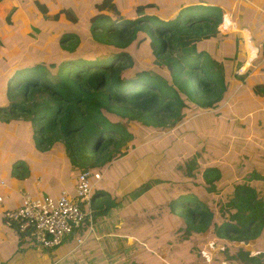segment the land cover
<instances>
[{
    "label": "trees",
    "instance_id": "obj_1",
    "mask_svg": "<svg viewBox=\"0 0 264 264\" xmlns=\"http://www.w3.org/2000/svg\"><path fill=\"white\" fill-rule=\"evenodd\" d=\"M32 2L43 11L38 1ZM151 6V3L137 5L135 15L139 16L128 21L120 17L122 13L115 0L93 3L99 13L94 16L102 18L96 17L89 24L91 40L111 48L120 45L125 49L122 52L100 47L83 33L65 28L59 31L57 40V48L65 51L60 58L46 63L44 56L35 61L23 56L22 62L7 69L0 79V125L3 127L0 147L7 143L18 151L19 147L26 151L28 166L19 158L12 163L11 169L20 178L23 171L30 170V164L44 168L47 162L55 161L69 178L78 167L82 169L76 176L81 170L101 171L115 160H119L116 167L122 177L131 178L152 157L161 158L160 163L168 160L165 152L145 153L150 147L145 141L155 135L150 129L181 125L191 119L196 108L216 114L225 107L222 105L237 84L232 80L243 78L236 70L245 57L235 33L229 42L235 45L234 50L225 49L219 58L210 51L212 38L209 36L233 30L226 9L221 5H187L174 13L173 18L164 20L165 14L159 19L146 13L145 8ZM263 11L264 0H237L234 7L235 21L240 23L236 18L240 14L255 42L264 38V26L257 21ZM139 35L149 46L154 68L140 66L127 52L126 47ZM218 41L227 42L224 38ZM26 50L27 54L34 53L33 47L22 45L21 51ZM249 80L245 82L250 84ZM126 121L139 122L147 134L141 138L131 133L124 124ZM8 130L16 132V136L13 138ZM128 146L132 151L127 155ZM182 164L184 176H191V171L200 166L197 155L184 160L178 158L179 169ZM172 173L171 178L157 180L184 181L177 178L176 169ZM248 180L251 182H237L230 174L223 173L218 164H206L194 190L172 195L163 188L156 200L160 205L158 212L164 213L163 209L167 208L165 217L172 225L177 224L174 233L181 231L197 241L207 237L249 241L255 247L256 240L261 238L259 234L264 232V189L258 186L259 180L263 185L264 176L253 170ZM215 192L220 193L219 197L213 196ZM222 192L230 195L222 196ZM91 200L92 221L121 202V198L103 189H95ZM136 204L141 206L138 201ZM134 205L128 211L140 221ZM146 220L143 224L151 225L152 230L157 228L154 219ZM138 238L144 236L138 234ZM144 239L151 248L157 247L150 236ZM168 240L162 238L160 242ZM226 259L263 264L264 247L251 256L248 246H239Z\"/></svg>",
    "mask_w": 264,
    "mask_h": 264
},
{
    "label": "rangeland",
    "instance_id": "obj_2",
    "mask_svg": "<svg viewBox=\"0 0 264 264\" xmlns=\"http://www.w3.org/2000/svg\"><path fill=\"white\" fill-rule=\"evenodd\" d=\"M32 1H38L43 11L41 12ZM95 1L97 0H0V79L6 75L9 67L11 68L12 65L22 62L23 56H28V59L32 61L44 56L47 59L46 63H50L60 58V55L65 54V51L57 48V40L61 29L67 28L81 32L94 43L90 38L89 24L96 19L97 16L94 15L99 14L93 7ZM196 1L198 0H115L122 13L120 17H126L128 21L139 16L135 15V9L139 4L151 3V7L145 8V11H148L146 13L159 19H163L165 16L164 20H167L173 18L174 13H177L184 6L182 5L184 3H188L187 5H202ZM203 1L207 2L206 0ZM236 1L229 0V3L225 5L216 4L223 6L228 12L227 15L233 22V30L222 35L209 36L212 38L210 51L214 57L219 58V56L224 55L225 49L234 50L235 45L233 46L229 42L232 40L233 33H235L241 42V49L245 55L244 60L241 62L243 71L238 74L243 75L245 79H250L251 83L247 84L245 80H242L240 85V88H242L241 96L237 95L236 98L232 97L230 99L229 97V99H226L222 105L226 107L216 114H209L208 111L203 112L196 108L192 110L191 119L184 121L181 125L163 129H150L155 135L145 141V145H150L145 153L152 150H155V153L157 151L165 152L168 160L165 159L164 162L160 163L161 158L152 157V160L147 161L139 171L141 173L149 171L150 176L164 179L171 178L172 171L176 169L177 178L184 181L169 183L159 180L160 182H156L147 191L149 193L147 196H140V194L137 197L141 206L137 204L134 206L135 210H142L141 213H137L141 220L139 221L134 216L131 220L129 219L130 222L124 228V231L127 232L125 234L129 236V244L119 246L118 253L121 254L120 256L111 255L109 257L112 264H242L238 259L228 261L226 257L236 252L239 246H248L251 256L256 255L261 247H264V232L259 234L261 238L256 240L255 247L249 241L227 240L224 237H214L213 239L207 237L209 239L205 238L197 241L192 236H185L181 231L174 233L173 230L176 229L177 224L172 225L165 217L164 213L167 214L166 207L163 209L164 213L158 212L160 205L157 204L158 195L155 194L157 187L159 191L164 188L170 191L172 195L180 191L194 190L196 187L195 182L201 177L204 165L210 163L218 164L223 173L230 174L237 182H251V180H248V175L253 170L259 172L260 176H264V97L254 91L258 88L257 82H259L260 74L264 73V53L259 58V53L264 45L260 42H254L255 40L251 36L252 32L246 27L242 26L243 28H241L239 25L241 23L238 24L235 21L233 11ZM12 8H15V10L11 15H8ZM56 12H58L57 15H55ZM66 12L74 16L75 19H72ZM109 16L115 17V15ZM237 17H240V14H237ZM240 22H242V17H240ZM245 30L251 32V34H243ZM119 37L121 44L123 42L122 36ZM137 38L133 39L126 47L127 52L134 57L140 66H146L149 69L154 68V59L148 44L143 42L140 35ZM220 38H224L227 42L220 43L218 41ZM22 45L33 47L34 53L27 54V50L22 52ZM96 45L113 51L122 52L125 50L120 45L118 48L101 44ZM36 52L42 54L37 55ZM246 70L247 72H245ZM236 72H238V69ZM234 81L238 80L235 79ZM215 111L216 109L211 112ZM231 112L236 115L233 116ZM124 124L128 126L131 133L138 134L141 138L147 134L139 122L133 121L131 124L130 121H126ZM2 130L3 127L0 125V132ZM8 133L13 138L16 136V132L8 130ZM19 148L20 151L7 143L0 147V163L3 164L2 166L6 170L12 168V163L16 158L24 159L25 164L28 166L29 159L25 157L26 151L22 150L21 147ZM28 148L29 146L27 150ZM169 149L170 154H168ZM131 150L128 146V154ZM196 150L198 151L195 152ZM192 155H197L200 166L191 171V176H184L185 166L182 164V167L178 168V158L184 160ZM163 163L164 165H162ZM170 164L172 166L169 170ZM49 165H51L50 171H46L40 164H30V170L23 171L21 178H26L24 181L27 182L28 186L35 187L33 185L35 181L39 180L41 184L42 182L45 183L42 185H47L54 183L53 181L60 178L61 175L65 177L64 170L60 166ZM146 165H150V167L148 168ZM79 169H82V167H78L77 172ZM4 172L2 171V174ZM77 172L71 176L72 181ZM46 178H50V180L47 181ZM131 183L129 182L128 185ZM258 186H263L264 189V182L262 185L259 180ZM135 189L137 188H133L130 192ZM35 191L38 192V190ZM219 194V192H215L213 196L219 197ZM223 195L230 194L222 192ZM200 197L208 201L205 194H201ZM128 215H130L129 211ZM128 215L126 214V218ZM149 218L155 220L158 229L154 227V230H152L151 225L143 224L146 223L143 221L148 222L146 219ZM138 234L143 235L144 238L150 236L153 244H156L157 247L151 248L144 238H138ZM162 238L169 240L161 243L160 239ZM68 241L50 249L49 253L55 254L59 247H66V244L70 246L74 243L73 240Z\"/></svg>",
    "mask_w": 264,
    "mask_h": 264
},
{
    "label": "crops",
    "instance_id": "obj_3",
    "mask_svg": "<svg viewBox=\"0 0 264 264\" xmlns=\"http://www.w3.org/2000/svg\"><path fill=\"white\" fill-rule=\"evenodd\" d=\"M206 1L207 2L198 0L196 2L202 5H225L229 3V0ZM187 4L188 3H184L182 5L187 6ZM240 17H237V20L240 21ZM258 21L260 25L264 26V11L260 14ZM240 23L244 25L243 27H246L243 21ZM252 39H254L253 36ZM262 42H264V38L260 41V43ZM261 52L264 53V48H261ZM245 72H247V70ZM242 80H245V78ZM242 80L235 81L237 84L236 87L232 89L229 96L230 99H232V97L236 98L237 95L241 96L242 88H240V85L242 84ZM258 81V88L254 91L256 94L264 97V73L260 74ZM229 97H227V99H229ZM231 114L233 116L236 115L233 114V112H231ZM126 154L128 155V152ZM118 163L119 160H115L101 170L103 174L101 179L97 182L95 189L107 190L118 198H121V202L106 215L101 216L96 219V221H92L90 231H88L87 223L74 227L72 233L61 242L73 240L74 243L70 246L66 244V247H59L55 254L49 253L50 249L54 247L38 250L33 247L32 242L28 238L25 236L20 238L15 231L14 225L4 218L3 211L18 207L21 204L22 194L24 193L35 195L36 193L40 194L39 192H43L52 197H57L62 190H65L69 195H72L76 176L72 181L71 177L68 178L61 175L60 178L53 181L54 183L47 185H42L45 183L42 182L41 184L38 180L33 182L35 187H31L24 181L26 178H20L12 169L6 170L2 166L3 164L0 163V196L2 198L0 201V264H112L109 257H111V255L120 256L121 254L118 253L119 246L121 244L125 246L129 244V236L125 234L127 232L124 231V228L130 222L129 219H132L133 212L128 215V207L134 205L135 202L138 201L137 197L140 194V196H147L149 194L147 191L152 185L156 184V182H160L157 180V177L150 176L151 173H149V171L146 173H141L140 171L137 173L134 172V176L128 178L127 175L124 179L116 167ZM49 164L61 167V165L55 161H51V163L47 162L44 164L46 171H50L49 168L51 165ZM146 166L148 168L150 167V165ZM2 171H5L4 174H2ZM45 180L48 181L50 178H46ZM1 181L4 185H1ZM129 182L132 183L128 185ZM133 188L137 189L130 192ZM35 190H38V192ZM159 193L160 191L157 187L155 194L159 195ZM139 211L140 209L137 210V213H139ZM126 214L128 215L127 218ZM77 239H81V241L78 242Z\"/></svg>",
    "mask_w": 264,
    "mask_h": 264
},
{
    "label": "built area",
    "instance_id": "obj_4",
    "mask_svg": "<svg viewBox=\"0 0 264 264\" xmlns=\"http://www.w3.org/2000/svg\"><path fill=\"white\" fill-rule=\"evenodd\" d=\"M242 71L241 66L237 73ZM102 174V171L81 170L76 176L72 195L65 190L57 197L44 193H24L21 204L16 208L6 209L3 216L8 222L15 224L18 236L23 234L35 249L58 246L78 225L87 223L90 231L91 197ZM1 185H4L2 181Z\"/></svg>",
    "mask_w": 264,
    "mask_h": 264
},
{
    "label": "bare ground",
    "instance_id": "obj_5",
    "mask_svg": "<svg viewBox=\"0 0 264 264\" xmlns=\"http://www.w3.org/2000/svg\"><path fill=\"white\" fill-rule=\"evenodd\" d=\"M243 34H248V35H250V33L249 32H246V30L243 32ZM249 46V45H248Z\"/></svg>",
    "mask_w": 264,
    "mask_h": 264
}]
</instances>
